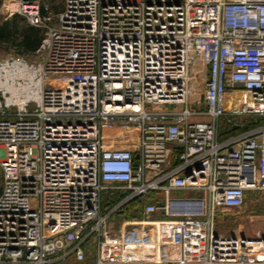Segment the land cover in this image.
I'll return each mask as SVG.
<instances>
[{"label": "built area", "instance_id": "obj_1", "mask_svg": "<svg viewBox=\"0 0 264 264\" xmlns=\"http://www.w3.org/2000/svg\"><path fill=\"white\" fill-rule=\"evenodd\" d=\"M61 2L15 0L39 60H0V264H264V237L213 223L248 192L264 207V124L218 138L264 118V0Z\"/></svg>", "mask_w": 264, "mask_h": 264}, {"label": "rangeland", "instance_id": "obj_2", "mask_svg": "<svg viewBox=\"0 0 264 264\" xmlns=\"http://www.w3.org/2000/svg\"><path fill=\"white\" fill-rule=\"evenodd\" d=\"M30 1H39V0H30ZM44 1L46 5H48L53 13L55 11L60 10L62 8L61 0H40ZM16 9L15 0H0V26H2L5 22H10L12 31L15 33V38L19 40L20 38V30L24 25L28 24V22L20 15L13 13ZM10 12L13 14L11 15ZM17 15V16H16ZM17 49L14 46L9 45L5 42L0 41V60H5L9 54H14ZM27 57H24L27 63L37 62L39 60L35 55L27 54ZM205 74L203 73L200 78L196 82V86H198L199 92L202 93L205 85ZM47 84H52V86H56V82H53L52 79L48 80ZM61 86V84H57ZM197 108L202 109L204 107L203 103L196 106ZM191 110H197L195 106L190 108ZM223 120V121H222ZM227 120L226 117L221 119V123L219 125L220 129L218 131L219 134L232 128V124H236L243 129V127L247 126L248 123H256L259 120L258 117H239L231 119L230 123H225ZM252 129V128H251ZM245 131V130H242ZM241 131V132H242ZM2 180V169L0 168V185ZM114 192V193H113ZM114 195L123 194L122 191H113ZM193 196H196L193 194ZM170 197H184V194H180L177 192H171ZM140 204L138 206L129 208L130 205L126 206L124 209L119 211L110 223V228L113 232L117 231L124 223L129 226H132L138 220L142 219V201H138ZM162 202V194L159 195V198L156 199L157 205H160ZM154 220L162 219L161 212L158 211L155 215H153ZM214 231L215 233L223 236L233 235L241 238H255V237H264V207L262 203V196L258 192H248L246 194L244 206L239 210H218L214 217ZM86 252L89 253L90 256L94 257L96 254V247L92 243V239L85 246ZM65 264H76L72 258H70Z\"/></svg>", "mask_w": 264, "mask_h": 264}, {"label": "trees", "instance_id": "obj_3", "mask_svg": "<svg viewBox=\"0 0 264 264\" xmlns=\"http://www.w3.org/2000/svg\"><path fill=\"white\" fill-rule=\"evenodd\" d=\"M17 16V15H16ZM10 22H5L2 26H0V41L5 42L9 45H12L15 47L16 52L14 55L21 56V57H27V54L33 55L35 51L38 49V46L42 39V32L39 28L33 27L29 24L24 25L22 27V30H20V35L17 40L15 38V33L12 31ZM264 124V118L259 119L256 121V123H248L247 126L243 127L241 129L240 126L235 125L232 128L230 127L227 130L222 131L219 134V140H224L230 136H234L238 133H240L242 130H250L251 128H255L257 126ZM173 165H176V162L173 163ZM0 191H1V185H0ZM114 193V192H113ZM112 192H108L104 195V207H109L113 205L118 199L122 197V194L114 195ZM140 204L138 201H133L129 205V208H133L138 206ZM111 229V228H110ZM113 232V230L111 229Z\"/></svg>", "mask_w": 264, "mask_h": 264}, {"label": "bare ground", "instance_id": "obj_4", "mask_svg": "<svg viewBox=\"0 0 264 264\" xmlns=\"http://www.w3.org/2000/svg\"><path fill=\"white\" fill-rule=\"evenodd\" d=\"M8 89H9V90L11 89L10 91L13 92V91H12L13 89H12L11 87H9ZM237 98H238V99L244 98V95H243V94H238V95H237Z\"/></svg>", "mask_w": 264, "mask_h": 264}, {"label": "crops", "instance_id": "obj_5", "mask_svg": "<svg viewBox=\"0 0 264 264\" xmlns=\"http://www.w3.org/2000/svg\"><path fill=\"white\" fill-rule=\"evenodd\" d=\"M40 1V0H39ZM38 1V2H39ZM41 3L42 4H45V2L44 1H41ZM46 5V4H45ZM61 10V9H60ZM60 10H58V11H60ZM57 10L55 11V12H58ZM205 120H207L206 118H204ZM223 121V120H222ZM220 123H221V120H220V122H219V125H220ZM225 123H228L227 121H225ZM219 129H220V127H219ZM225 140V139H224Z\"/></svg>", "mask_w": 264, "mask_h": 264}]
</instances>
